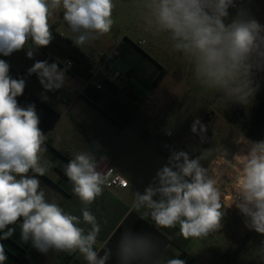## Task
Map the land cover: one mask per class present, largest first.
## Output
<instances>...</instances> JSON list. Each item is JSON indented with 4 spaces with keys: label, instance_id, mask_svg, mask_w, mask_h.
<instances>
[{
    "label": "clouds",
    "instance_id": "9594fccd",
    "mask_svg": "<svg viewBox=\"0 0 264 264\" xmlns=\"http://www.w3.org/2000/svg\"><path fill=\"white\" fill-rule=\"evenodd\" d=\"M114 7L113 0H0V53L10 55L31 42L27 52L31 59L35 49L49 46L50 20L58 11L73 34V43L90 44L112 29ZM143 7L145 30L164 35L173 51L190 60L202 88L219 93V101L248 104L257 90L254 72L264 70V25L243 10L226 23L235 0H145ZM9 68L0 59V239L12 236V226L19 221L21 239L30 240L42 253L78 252L87 264H108L112 253L101 256L94 247L101 226L89 210L108 181L100 170L106 158L98 161L93 152L81 151L65 165L73 193L84 206L82 219L49 202L38 179L51 166L43 158L47 136L38 127L35 106L18 105L25 80L12 78ZM33 73L45 91L64 86L65 71L57 63L37 61L28 69L29 75ZM191 132L203 140L207 126L195 119ZM239 142L247 143L246 154L234 155L232 161L225 159V152L220 157V163L233 170L227 207L235 204L246 217V226L264 235V141ZM203 159L202 155L191 158L185 151L172 152L143 194L133 193L132 207L160 228L179 226L178 235L184 239L216 232L222 226L224 192L218 174L205 167ZM156 252L153 239L127 231L121 235L116 256L119 264H152ZM178 257L164 264H185ZM5 260L0 244V264Z\"/></svg>",
    "mask_w": 264,
    "mask_h": 264
},
{
    "label": "crops",
    "instance_id": "0c3cea01",
    "mask_svg": "<svg viewBox=\"0 0 264 264\" xmlns=\"http://www.w3.org/2000/svg\"><path fill=\"white\" fill-rule=\"evenodd\" d=\"M125 48L131 53V47L127 45ZM121 57H124L121 64L113 66L110 78L100 74L99 70L91 69L86 72L79 66L68 63L69 67L65 68V83L60 88V98L52 101V104L41 103L45 113L38 125L47 136L44 147L47 150L46 160L51 162L46 174L38 177L40 187L49 202H56L66 212L82 219L84 206L73 193V185L65 175V165L72 158L59 150L57 137H93L96 144L93 148H88V151L93 152L98 161L101 157L106 158L100 162V170L105 174L119 173L128 182L125 189H103L102 195L89 206L101 226L94 246L98 252L128 214L134 213L147 221L146 217L142 218L140 211L132 207L133 193L143 194L145 188L154 182L157 172L168 164L172 152L185 151L191 158H195L202 154L200 146L205 147L198 137H191V132L185 133L184 137L162 135V116L166 105L160 102L155 92L168 75L167 70L146 53ZM71 67L78 76L69 72ZM161 68L163 75L155 84L154 79ZM191 73L188 71L184 76L189 77ZM202 116L201 122L205 120V114ZM46 117L48 119L44 121ZM64 119L74 124L76 132L72 130V134L68 131L64 134L63 130H58ZM181 124L180 121L179 125L182 126ZM241 136L249 142L264 141V133L248 124L240 132ZM238 138L236 137L233 147L226 153L225 157L228 159H225L228 161H232L234 155L243 154L241 151L234 152ZM220 170L221 175L218 177L222 188H226L232 195L233 190L227 185L230 184L233 170L226 165ZM29 175L34 173L30 172ZM223 206L227 207L225 204ZM81 226L86 229L90 227L86 224ZM154 226L169 242L153 264L160 258L163 261L175 258L177 254L185 264H191L193 259L188 255L194 245L190 239L178 235L179 227L164 229L156 224ZM12 227L15 232L11 238L23 252L11 246L10 251L19 253L20 256L14 260L5 254L4 264H87L78 252L49 250L42 253L33 247L30 240L25 242L21 239L19 221Z\"/></svg>",
    "mask_w": 264,
    "mask_h": 264
},
{
    "label": "rangeland",
    "instance_id": "374dc122",
    "mask_svg": "<svg viewBox=\"0 0 264 264\" xmlns=\"http://www.w3.org/2000/svg\"><path fill=\"white\" fill-rule=\"evenodd\" d=\"M113 3L114 23L110 32L82 47L73 43V34L63 20L62 11H58L51 18L50 25L54 26L56 32L69 38L88 57L93 71L99 70L100 74L107 78L111 77L113 66L121 64L124 58L121 56L128 54L136 56L146 53L167 70L168 75L155 92L160 102L166 105L162 116V135L184 137L185 133L191 132L194 120L201 121L202 115L205 114V120L201 123L207 126V131L211 133L210 138H206L205 134V138L201 140L198 134L192 132L191 137H198L200 143L204 142L205 147L201 145L200 151L204 157L201 163L206 167L211 158L223 155L233 147L236 137H240V132L253 119L256 110L264 102V70L254 72V86L257 90L247 105L219 101V93L202 88L195 80L188 58L180 52L173 51L164 35H153L145 30L143 21L145 0H113ZM235 4L236 7L229 9L226 23L235 18L238 11L243 10L249 18H254L264 25V0H235ZM127 45L131 47V53L125 48ZM30 46L31 42L24 49L7 56L0 53V59L9 64V75L12 78L25 80L23 94L17 97L18 105L22 108L34 105L41 121L45 113L41 103L52 104L60 98L61 91L60 89L45 91L38 76L35 73L29 75L28 69L37 61H47L51 64L59 60L52 52L43 48L35 49L30 59L27 56ZM61 65L60 68L64 71L69 67L66 62H62ZM188 71L192 73L185 77ZM32 96L34 98H31ZM47 119L46 117L44 121ZM180 121L182 126L179 125ZM58 130H63L64 134L67 131L72 134V130L76 132L74 124L66 119L59 124ZM57 138L59 150L67 153L72 159L75 153L88 151V148H93L96 144L93 137ZM46 156L44 152L43 158L46 159ZM229 202L230 198L226 200L227 206ZM222 211L224 212L222 226L214 234L204 238H189L194 245V249L188 255L193 259L191 264H264V251L261 249L264 235L249 229L246 226V217L240 211H235L232 205L223 207ZM155 264H164V261L160 258Z\"/></svg>",
    "mask_w": 264,
    "mask_h": 264
},
{
    "label": "trees",
    "instance_id": "16d2710c",
    "mask_svg": "<svg viewBox=\"0 0 264 264\" xmlns=\"http://www.w3.org/2000/svg\"><path fill=\"white\" fill-rule=\"evenodd\" d=\"M52 33V42L49 46L44 47L46 51L52 52L57 58L59 66L61 67L62 62L72 63L75 66H79L83 71L91 70V63L88 57L77 47L75 46L72 41L67 38L61 36L58 32L54 30V26L51 27ZM73 67V66H72ZM69 69V72L76 74L73 68ZM163 69L157 74L154 79V83L156 84L163 75ZM78 76V75H77ZM250 127L257 128L261 132L264 129V102L260 105V107L256 110L255 115L249 123H247ZM256 130V129H255ZM207 135L206 138L210 137V133L207 131L205 133ZM46 144H48L46 142ZM49 182V181H48ZM131 231L133 234H138L141 236H146L153 239L157 245V252L153 257V262L158 258L161 254L163 248L169 242L168 238L164 236L161 232H159L153 224H150L148 221H144L143 219L136 216L134 213L128 214V216L118 225L114 233L110 236V238L106 241L103 245L99 254L103 256L105 252L110 251L112 253L111 258L108 261V264H118L119 260L116 256V249L118 246V242L121 238V235L124 232ZM2 235V234H0ZM0 244L4 247V252L6 255L10 256L14 260L19 258V253H13L10 251V247L13 246L16 249H20L23 252V249L19 248L14 240L10 237L7 239H0ZM180 259V258H179ZM134 264H141V262H134Z\"/></svg>",
    "mask_w": 264,
    "mask_h": 264
},
{
    "label": "built area",
    "instance_id": "2783aa9c",
    "mask_svg": "<svg viewBox=\"0 0 264 264\" xmlns=\"http://www.w3.org/2000/svg\"><path fill=\"white\" fill-rule=\"evenodd\" d=\"M241 140L248 141L245 137H239L237 139V141L235 142L236 149L234 152L241 151L243 154H246L247 150H248V145H247V143L239 142ZM220 157L221 156H217V157L213 158L212 160H210V162L208 163V166H207L208 168H210V170L213 174H218V176L221 175V170H220L221 167H223L225 165V164L220 163ZM106 175L108 176V181H107V184L104 187V189H114V188L125 189L128 187L127 180L121 174H119V173H108ZM222 190L224 192V195L222 196V202H223V204L226 205L227 204L226 200L228 198L231 199L232 195L226 194L227 191L225 188H222ZM232 208H235V211L239 212V209L235 206V204H232ZM146 219L150 224L155 225V222L152 221L150 219V217H146ZM212 234H214V232L209 234V235H212Z\"/></svg>",
    "mask_w": 264,
    "mask_h": 264
},
{
    "label": "water",
    "instance_id": "95a60500",
    "mask_svg": "<svg viewBox=\"0 0 264 264\" xmlns=\"http://www.w3.org/2000/svg\"><path fill=\"white\" fill-rule=\"evenodd\" d=\"M226 159H228L227 157H225Z\"/></svg>",
    "mask_w": 264,
    "mask_h": 264
}]
</instances>
